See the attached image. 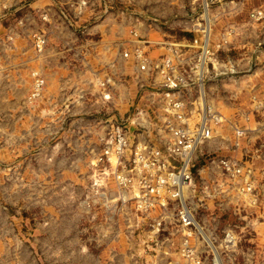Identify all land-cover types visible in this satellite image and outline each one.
Masks as SVG:
<instances>
[{
    "label": "built area",
    "instance_id": "obj_1",
    "mask_svg": "<svg viewBox=\"0 0 264 264\" xmlns=\"http://www.w3.org/2000/svg\"><path fill=\"white\" fill-rule=\"evenodd\" d=\"M51 1L11 6L13 2L0 0V13L15 18L5 41L14 46L24 34L32 44L30 60L39 64L29 73L28 105L45 90L46 52L55 51L61 60L68 54L73 61L90 58L82 42L88 36L81 35H87L85 24L93 8L102 2L108 6L107 0ZM254 1L189 0L178 25L186 34L178 40L166 35L169 40L147 39L146 20L118 10L127 39L115 44L106 63L92 68L88 88L95 92L93 104L117 106L113 99L122 90L124 73L134 77L139 98L137 103L127 101L122 115L106 108L111 111L107 125L88 161L85 204L120 212L124 231L140 236L142 252L151 253L155 264H264V238L248 239L250 247L237 258L243 234L264 235V197L257 191L252 157H239L241 140L264 130V0ZM105 6L104 14L113 12ZM19 10L25 13L17 18ZM151 45L159 51L155 58L148 50ZM74 91L75 105L82 106L87 89ZM223 93L247 100L249 110L238 114L253 122L254 130L242 129L236 117L226 116L229 103ZM216 143L222 153L234 155L201 163L205 148ZM212 170L217 177L207 179ZM217 197L231 204L234 216L222 229L211 227L214 218L210 222L200 211Z\"/></svg>",
    "mask_w": 264,
    "mask_h": 264
},
{
    "label": "rangeland",
    "instance_id": "obj_2",
    "mask_svg": "<svg viewBox=\"0 0 264 264\" xmlns=\"http://www.w3.org/2000/svg\"><path fill=\"white\" fill-rule=\"evenodd\" d=\"M9 2H13L11 6H23L38 0ZM147 2L149 5L144 6L142 12H137L136 7V10L129 7L127 11L131 16L141 15L146 20L147 39L169 40L163 35L176 40L185 37L183 27L178 25L183 23L189 0H145V4ZM44 3L48 0L37 4ZM249 4L252 6L253 1ZM24 13L19 10L16 17ZM14 20L0 13V264H155L151 253L142 252L140 236L124 231L120 212L97 204L88 209L85 204L89 195L88 161L98 147L96 138L107 125L104 121L109 119V112L122 115L127 101L138 102L134 77L123 74L122 90L113 99L117 106L112 102L106 107L96 105L92 102L95 92L90 91L88 83L93 76L92 68L102 63L93 57L73 61L70 54L61 60L55 51L48 50L43 66L47 78L45 90L37 102L28 105L29 73L39 64L30 60L32 44L24 34H19L14 46L5 41ZM149 35L152 36L149 38ZM158 54L156 51L151 56L155 58ZM61 63L65 64L61 66ZM74 89L88 91L82 106L74 103ZM223 94L229 103V108H224L226 116L236 117L240 128L254 130L253 122L248 124L239 116L249 110L247 100L240 95L235 99ZM53 113L54 116H47ZM59 115L63 117L57 120ZM150 117L155 125L154 115ZM248 136L249 139L241 140L243 149L239 150V157L249 158L245 156L247 153L252 157L257 191L264 197V130L259 135L251 131ZM217 145L205 148L201 163L208 159L210 162L212 157L234 155L227 151L222 153ZM210 174L207 179L217 177L214 170ZM215 199H209V208L200 211L206 213L210 222L214 218L211 227L222 229L234 222V216L226 199ZM252 237L263 239L264 235L243 234L237 258L250 247L248 239ZM255 250L259 253L261 249Z\"/></svg>",
    "mask_w": 264,
    "mask_h": 264
},
{
    "label": "crops",
    "instance_id": "obj_3",
    "mask_svg": "<svg viewBox=\"0 0 264 264\" xmlns=\"http://www.w3.org/2000/svg\"><path fill=\"white\" fill-rule=\"evenodd\" d=\"M132 1H134V3L129 4L126 0H107L108 6H105V3L102 2L103 5L99 3L91 11V16L87 18L88 23L85 24L88 38L84 39L82 42L88 46L91 57H93L95 61L98 60L99 63L102 64L106 63L109 58H111L109 51L115 49V44L118 43V41L127 39L126 27L123 24L125 18L117 15V11L124 10L127 12L130 10L129 7H131L132 10H136V7L137 12H142L144 6L149 5V2L145 4V0ZM38 2H40V0ZM51 2V0H48V3L44 4L49 5ZM103 6L112 8L113 12L108 15L103 14ZM100 10H102V13H100ZM150 36L152 35H149V37ZM148 50L153 54H156V51H158L157 48L152 45L148 47Z\"/></svg>",
    "mask_w": 264,
    "mask_h": 264
}]
</instances>
